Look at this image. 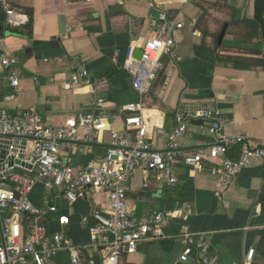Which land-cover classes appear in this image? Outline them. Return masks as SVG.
Returning <instances> with one entry per match:
<instances>
[{"label": "crops", "instance_id": "1", "mask_svg": "<svg viewBox=\"0 0 264 264\" xmlns=\"http://www.w3.org/2000/svg\"><path fill=\"white\" fill-rule=\"evenodd\" d=\"M9 2L23 8L28 21L19 28L7 26L0 4V45L17 56L23 74L15 100L4 101L0 92V110L13 113L36 107L45 123L58 126L94 110L97 100L104 98L112 128L133 135L121 106L141 100L148 136L157 149L165 147V138L157 128L176 127L178 112L189 119V129L181 137L184 152L212 145L215 137L205 129L208 122L199 115L204 110L229 119L224 127L226 134L244 135L255 145L264 146V65L254 64L256 58H264V38L253 17L255 0ZM160 6L179 14L185 27L174 53L163 56L150 93L141 97L124 62L132 42L139 46L154 35L150 23ZM245 19L255 20L257 30H250ZM81 68L87 69L93 79H106V85L65 87ZM110 141L111 135L106 132L94 142H80L65 156L79 169L104 156ZM176 173L175 185L152 172L138 170L132 174L127 193L134 215L171 212L172 221L165 229L171 237L141 242L135 252L122 255L121 264H203L197 250L189 261L180 260L184 243L177 234L184 228L207 232L218 264H245L250 248H254V264H264V159H256L242 169L222 200L215 195L217 180L208 173L194 174L181 160L176 163ZM32 198L37 203L56 204L57 214L42 222L77 243L90 240L95 210L109 204L105 191H89L86 199L71 203L42 186ZM62 215L69 216V224L60 225L58 217ZM84 216L89 217L87 222ZM84 255L100 259L102 253L90 251ZM68 262L69 252L63 251L48 264Z\"/></svg>", "mask_w": 264, "mask_h": 264}, {"label": "built area", "instance_id": "2", "mask_svg": "<svg viewBox=\"0 0 264 264\" xmlns=\"http://www.w3.org/2000/svg\"><path fill=\"white\" fill-rule=\"evenodd\" d=\"M0 4L7 26L19 28L27 23L23 8L9 0H0ZM150 24L154 35L139 46L132 42L124 62L141 97L150 93L163 56L174 53L185 27L179 14L173 15L161 6ZM137 47L142 49L140 58L135 55ZM22 75L17 56L0 45V92L4 101L18 97ZM106 83V79H93L87 69L81 68L65 87L83 84L100 88ZM104 105L105 99L99 98L94 110L58 126L45 123L36 107L13 113L0 110V264H48L63 251L69 252L68 264H121L122 255L135 252L141 242L171 237L165 231L172 221L171 212L156 210L141 217L134 215L127 193L134 172H152L167 184L175 185L176 163L181 160L190 172L213 176L219 184L215 195L222 200L242 169L256 159H264V146L255 145L244 135L231 136L224 132L229 119L219 112L204 110L199 114L208 122L205 129L214 135V143L184 152L181 137L189 129V119L181 112L177 113L176 127L157 128V133L165 138V147L157 149L148 136L149 125L141 100L121 106L133 135L112 128ZM106 132L110 133L111 141L104 156L75 168L66 152L74 150L80 142L101 139ZM234 147L239 152L236 158L232 155ZM38 186L57 191L71 203L86 199L89 191L108 193V206L93 214L95 223L89 227L88 242L77 243L63 231H51L48 223L42 222L56 215L58 206L49 201L35 202L32 195ZM83 220L87 222L89 217L84 216ZM58 221L64 226L70 218L62 215ZM177 237L184 243L181 261H189L197 250L201 263L218 264L219 257L211 251L207 232L184 228ZM90 251H101L100 259L84 255ZM253 261L254 248H250L245 264H254Z\"/></svg>", "mask_w": 264, "mask_h": 264}, {"label": "water", "instance_id": "3", "mask_svg": "<svg viewBox=\"0 0 264 264\" xmlns=\"http://www.w3.org/2000/svg\"><path fill=\"white\" fill-rule=\"evenodd\" d=\"M254 19L259 23L262 36L264 38V0H255L254 3ZM226 27L223 29L220 35V40L225 35ZM136 57L140 58L142 55V49L138 47L135 51Z\"/></svg>", "mask_w": 264, "mask_h": 264}, {"label": "trees", "instance_id": "4", "mask_svg": "<svg viewBox=\"0 0 264 264\" xmlns=\"http://www.w3.org/2000/svg\"><path fill=\"white\" fill-rule=\"evenodd\" d=\"M244 23H245V25L248 26V28L250 30H252V31H256L257 30L258 23L255 20H253V19H245ZM254 64L264 65V58H256ZM238 154H239V152H238L237 147H234L233 148V152H232L233 157L236 158L238 156Z\"/></svg>", "mask_w": 264, "mask_h": 264}]
</instances>
